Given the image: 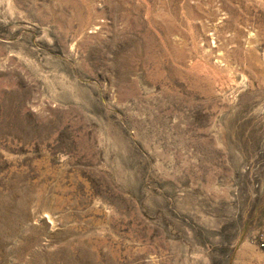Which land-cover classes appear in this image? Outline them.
I'll return each instance as SVG.
<instances>
[{
	"label": "rangeland",
	"instance_id": "374dc122",
	"mask_svg": "<svg viewBox=\"0 0 264 264\" xmlns=\"http://www.w3.org/2000/svg\"><path fill=\"white\" fill-rule=\"evenodd\" d=\"M0 264H264V0H0Z\"/></svg>",
	"mask_w": 264,
	"mask_h": 264
}]
</instances>
